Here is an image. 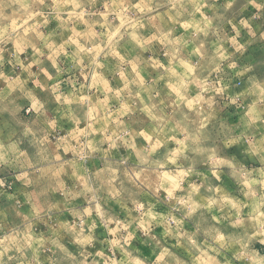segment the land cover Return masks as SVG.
I'll list each match as a JSON object with an SVG mask.
<instances>
[{
  "label": "clouds",
  "instance_id": "obj_1",
  "mask_svg": "<svg viewBox=\"0 0 264 264\" xmlns=\"http://www.w3.org/2000/svg\"><path fill=\"white\" fill-rule=\"evenodd\" d=\"M0 264H264V0H0Z\"/></svg>",
  "mask_w": 264,
  "mask_h": 264
}]
</instances>
